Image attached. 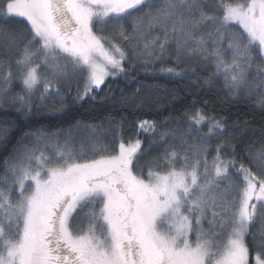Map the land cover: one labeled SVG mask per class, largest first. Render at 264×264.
Masks as SVG:
<instances>
[{"label":"snow or ice","instance_id":"6c2138e0","mask_svg":"<svg viewBox=\"0 0 264 264\" xmlns=\"http://www.w3.org/2000/svg\"><path fill=\"white\" fill-rule=\"evenodd\" d=\"M0 41V109L30 114L39 94L60 97L62 110V83L82 81L83 100L135 59L172 76L199 64L209 87L222 80L229 97L257 94L264 106V0H0ZM184 125L165 124L158 139L149 119L127 140L124 123L25 133L0 174V264H250L257 217L254 260L264 264V142L241 145L238 158L223 119L197 109ZM100 131L111 142L88 159ZM153 146L162 154L144 159Z\"/></svg>","mask_w":264,"mask_h":264},{"label":"trees","instance_id":"16d2710c","mask_svg":"<svg viewBox=\"0 0 264 264\" xmlns=\"http://www.w3.org/2000/svg\"><path fill=\"white\" fill-rule=\"evenodd\" d=\"M9 27L13 31L19 30L18 25ZM122 44L131 56L132 46L127 42H122ZM163 63L167 67L174 65L171 59ZM125 67V73L109 77L105 85H102V90H94L83 100L76 98L78 86L81 91L83 90L82 81L71 79L62 83L61 93L64 104L62 110H59L60 97L46 98L41 101L39 94L33 97V110L30 114L17 112L15 107L0 109V131L7 130L10 133L6 145L0 142V174L3 172L4 159L11 154L13 146L25 133L42 131L51 135L60 130L73 128L77 122H80L81 126L90 124L98 129H110L112 132L116 131L115 124L124 123L127 140L138 120H155L158 127L156 134L158 139L159 132L165 130V124L169 127L177 125L184 127L186 126L184 125L186 113L199 109L209 117L223 119L226 122L228 138L238 148L243 145V148L251 146L255 150L260 147L261 142H264V106L258 104L257 94H253L248 99H233L226 94L222 86L223 82L219 79L209 87L204 83L207 72L199 64H193L195 72L187 71L181 76L161 72L160 62L145 65L141 60L135 59L125 61ZM184 67L180 65L178 70H183ZM14 89L20 90L19 83L14 84ZM145 101L147 103H144ZM142 104V107H138ZM121 117H125L126 122H122ZM94 135L97 139L88 141L85 147V157L88 159L94 155L98 158V155L91 151L94 144L106 146L112 139L109 132L105 131ZM140 138L143 141L142 147L147 149L150 138L147 134H142ZM80 139L81 136L77 135L75 141L77 149L80 146ZM194 142L188 138V144L183 147H188ZM218 142L213 139L209 160L214 155L215 145ZM173 143L180 145L178 140ZM243 148H240L237 153L238 158H241ZM53 151L51 147L47 149L49 153ZM162 151V147L153 146L149 155L144 159L159 156ZM257 223L258 217L246 238L250 249V261L255 256L256 247L252 236L255 235L257 240L261 239L259 233L262 221L260 224Z\"/></svg>","mask_w":264,"mask_h":264},{"label":"rangeland","instance_id":"374dc122","mask_svg":"<svg viewBox=\"0 0 264 264\" xmlns=\"http://www.w3.org/2000/svg\"><path fill=\"white\" fill-rule=\"evenodd\" d=\"M260 223H261V220H260V218L258 217V223H257V224H260ZM260 227H262V225H261ZM249 259L251 260L250 257H249ZM250 264H255L254 256H253V258H252V261H250Z\"/></svg>","mask_w":264,"mask_h":264}]
</instances>
